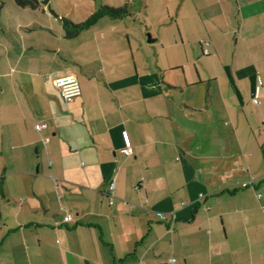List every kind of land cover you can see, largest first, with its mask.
Segmentation results:
<instances>
[{"label": "crops", "instance_id": "1", "mask_svg": "<svg viewBox=\"0 0 264 264\" xmlns=\"http://www.w3.org/2000/svg\"><path fill=\"white\" fill-rule=\"evenodd\" d=\"M138 2L71 38L55 15L7 51L0 264H264V0ZM36 53L58 62L16 67ZM44 69L53 98L32 99L24 76Z\"/></svg>", "mask_w": 264, "mask_h": 264}, {"label": "rangeland", "instance_id": "2", "mask_svg": "<svg viewBox=\"0 0 264 264\" xmlns=\"http://www.w3.org/2000/svg\"><path fill=\"white\" fill-rule=\"evenodd\" d=\"M138 1L139 0H134L131 3L129 0H49V9L47 5L43 4L39 6L41 9H31L29 7H18L12 0H0V86L3 88L2 91L4 90L0 95V99H5L6 97L11 98L14 95L12 93L13 86L10 83V77H4L1 74L2 71L9 70L10 68L9 64L6 63L8 61L7 51H9L10 57L13 51L11 44L13 43L12 45H15L16 42L20 43L23 39L26 44L33 40L40 41L42 36L47 34L48 31L44 28L41 29L42 27L39 23L50 17L55 19V15H61L68 20L71 19L70 21L73 20V23H79L86 20L93 13H96L101 5L109 7H117L118 5V7H121L124 5L123 3H126L127 9L136 13L139 9ZM157 1L160 0H150V5ZM171 1L177 0H163L165 4ZM42 7L45 8V11L42 10ZM34 56V58H36L35 63H31L33 60L29 61L28 57H23L20 64L16 67H25V65L26 67H29L28 65L31 67L36 65L48 66L52 61L56 64L58 62L57 57H53L51 54L43 55L42 53H36ZM56 64L54 67H56ZM29 70L30 69L27 68L26 71L29 72ZM31 71H33L32 68ZM49 72L48 69L37 70L35 71L37 74L34 76H24L23 81L25 82L24 84L27 85L24 86L27 89V96L31 95V98L35 100L53 98V92L49 91L43 83V81H47L44 77L45 75L48 77L50 75ZM11 75L13 79L20 78V73L16 72V70L13 73L11 72ZM34 121L39 122L36 120Z\"/></svg>", "mask_w": 264, "mask_h": 264}, {"label": "built area", "instance_id": "3", "mask_svg": "<svg viewBox=\"0 0 264 264\" xmlns=\"http://www.w3.org/2000/svg\"><path fill=\"white\" fill-rule=\"evenodd\" d=\"M202 46V53L204 55H207L210 53V41L209 40H202L200 42ZM53 85L57 88L62 100L67 104L72 102L76 97H78L81 93L80 85L77 79V76L74 73H67L64 75L57 76L53 78L52 80ZM252 102L254 104L258 103V100L256 97L252 99ZM262 124L264 125V120L262 121ZM46 125L41 122H36L34 124V128L37 132L45 128ZM122 139L124 142V146L122 148V152L129 156L132 154V146L130 143L129 136L127 134V131H122ZM48 138H44V141H47ZM106 196L108 199L109 204H111L114 201L115 198V183L114 181H111L106 189ZM264 208V207H263ZM71 220L70 215H65L63 217V222H69Z\"/></svg>", "mask_w": 264, "mask_h": 264}, {"label": "trees", "instance_id": "4", "mask_svg": "<svg viewBox=\"0 0 264 264\" xmlns=\"http://www.w3.org/2000/svg\"><path fill=\"white\" fill-rule=\"evenodd\" d=\"M18 7H29L31 9L38 8L41 4L48 5L49 0H12ZM129 14L127 5L121 7H109L101 5L96 13H93L86 20L79 23H73L72 21L62 17V31L65 38H71L80 33L83 29L93 24L96 19L102 15H108L111 17H123Z\"/></svg>", "mask_w": 264, "mask_h": 264}]
</instances>
